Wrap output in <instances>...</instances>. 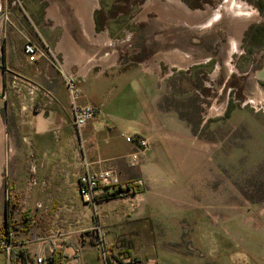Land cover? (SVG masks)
Listing matches in <instances>:
<instances>
[{
	"label": "rangeland",
	"instance_id": "rangeland-1",
	"mask_svg": "<svg viewBox=\"0 0 264 264\" xmlns=\"http://www.w3.org/2000/svg\"><path fill=\"white\" fill-rule=\"evenodd\" d=\"M9 1L0 0L3 9ZM87 7L86 21L97 9L94 21L100 14L108 22L97 34L109 40L104 57L112 47L118 57L128 85L121 91L139 73L134 97L150 149L124 178L143 182L138 196L91 208L81 237L93 243L99 227L108 255L133 264H264V0H87ZM197 12L208 13L198 19ZM257 30L260 44L252 38ZM6 81L2 76L0 264H18L1 235L6 194L18 206L7 177ZM130 98L125 92L118 99L119 152L139 128L124 117Z\"/></svg>",
	"mask_w": 264,
	"mask_h": 264
},
{
	"label": "crops",
	"instance_id": "crops-1",
	"mask_svg": "<svg viewBox=\"0 0 264 264\" xmlns=\"http://www.w3.org/2000/svg\"><path fill=\"white\" fill-rule=\"evenodd\" d=\"M59 1L10 0L5 6V32L7 41L8 32L12 39L6 47L4 90L11 147L7 177L18 201L15 219L22 217L19 234L12 230L13 253L17 258L23 251L27 264H37L39 258L42 264H102L91 238L81 237L83 224L91 221L93 212L80 197L78 178L84 160L96 169L113 166L122 179L129 175L132 169L124 165L122 157L124 152L134 151V145L126 143L122 152L118 150L122 138L117 126L121 115L118 99L129 93L133 102L127 103L129 111L124 117L139 127L130 136H143V109L133 90L142 83L136 72L129 85L132 89L121 91V84L128 85L121 79L113 47L112 55L104 57V44L109 40L97 31L107 29L108 22L100 14L94 21L97 9L92 10L89 23L83 16L86 10L76 5L78 0ZM27 41L45 50V57L29 62L23 53ZM62 69L81 79V105L99 110L80 135ZM59 224L61 230H50V225Z\"/></svg>",
	"mask_w": 264,
	"mask_h": 264
},
{
	"label": "built area",
	"instance_id": "built-area-1",
	"mask_svg": "<svg viewBox=\"0 0 264 264\" xmlns=\"http://www.w3.org/2000/svg\"><path fill=\"white\" fill-rule=\"evenodd\" d=\"M23 53L27 56L29 62H36L39 57H45V50L39 49L31 41L25 42ZM61 74L71 102V111L74 120V126L80 133L92 122L99 113L96 107L90 105H81L82 99L81 79L75 75L68 74L64 69ZM124 137V135H122ZM126 143L134 145V151L126 156V163L129 168L134 169L141 163L142 159L150 149L149 140L143 136H126ZM141 180H123L117 168L111 166L103 169L94 168V164L88 160L83 161L82 173L78 178V191L83 203L96 209L107 197L115 195L116 199L137 197V189L141 188ZM96 238L92 247L96 250L99 260L102 264H133L130 259H120L119 257L109 256L102 239L99 227L92 229ZM8 252L12 246L5 242L2 243ZM43 259H37V264H42Z\"/></svg>",
	"mask_w": 264,
	"mask_h": 264
},
{
	"label": "trees",
	"instance_id": "trees-1",
	"mask_svg": "<svg viewBox=\"0 0 264 264\" xmlns=\"http://www.w3.org/2000/svg\"><path fill=\"white\" fill-rule=\"evenodd\" d=\"M117 2H120V0H117ZM125 3L128 2V0H124ZM197 4V3H196ZM259 30L255 31V34L252 38L254 42H258V44L261 43ZM117 197L115 195H112L111 197H107L105 200H115ZM17 209V206L14 204H11L10 198L6 200L5 203V209H4V221L3 226L1 228V235L5 236V238L2 240L3 242H6L7 244H10L13 247V241L12 236L14 230V224H15V211ZM28 257L23 253V251H20L17 256V263L18 264H27Z\"/></svg>",
	"mask_w": 264,
	"mask_h": 264
},
{
	"label": "flooded vegetation",
	"instance_id": "flooded-vegetation-1",
	"mask_svg": "<svg viewBox=\"0 0 264 264\" xmlns=\"http://www.w3.org/2000/svg\"><path fill=\"white\" fill-rule=\"evenodd\" d=\"M5 13H6V10L3 9L2 6L0 5V26H1L0 27V75H1V78H2V76L5 78V75H6V65H4V63H5L4 61L6 59L5 42L7 40V35L5 33H3L5 31V27H4L5 17H6ZM207 13L197 12L198 15H203V17L206 16Z\"/></svg>",
	"mask_w": 264,
	"mask_h": 264
},
{
	"label": "bare ground",
	"instance_id": "bare-ground-1",
	"mask_svg": "<svg viewBox=\"0 0 264 264\" xmlns=\"http://www.w3.org/2000/svg\"><path fill=\"white\" fill-rule=\"evenodd\" d=\"M84 1V0H83ZM171 2V1H170ZM179 6L180 7H183V6H181L180 4H179ZM80 7L82 8V9H85L86 10V12H87V14H89V12L91 11V9L90 10H88L89 8L87 7V0H85V2H83V5H80ZM184 8V7H183ZM185 9V8H184ZM185 12H188V11H186L185 10ZM189 13V12H188ZM191 13V12H190ZM186 14V13H185ZM188 15V14H187ZM192 16L193 15H195L196 17H198V19L199 18H203V15H198L197 13H192L191 14ZM191 16V17H192ZM87 17H88V19H89V23H91V15L90 16H88L87 15ZM204 17H206V16H204ZM1 27V26H0ZM0 87H1V75H0ZM2 121V120H1ZM2 125H3V123H1L0 124V163H3V149H2V144L4 143V140H3V136H4V134H3V132H4V129L5 128H3L2 127ZM4 126V125H3Z\"/></svg>",
	"mask_w": 264,
	"mask_h": 264
},
{
	"label": "water",
	"instance_id": "water-1",
	"mask_svg": "<svg viewBox=\"0 0 264 264\" xmlns=\"http://www.w3.org/2000/svg\"><path fill=\"white\" fill-rule=\"evenodd\" d=\"M258 76L260 77V79L264 80V62L262 69L258 72Z\"/></svg>",
	"mask_w": 264,
	"mask_h": 264
}]
</instances>
